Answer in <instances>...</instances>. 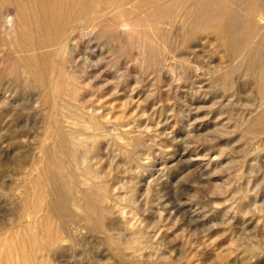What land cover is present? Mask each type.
Wrapping results in <instances>:
<instances>
[{"label": "rangeland", "instance_id": "1", "mask_svg": "<svg viewBox=\"0 0 264 264\" xmlns=\"http://www.w3.org/2000/svg\"><path fill=\"white\" fill-rule=\"evenodd\" d=\"M119 28L91 33L95 57L86 48L74 54L78 64L87 61L94 72L79 97L84 109L91 108L85 113L95 110L104 127L95 154L114 199L106 201L115 222L107 224V235L114 242L70 222L60 230L63 252L47 253L44 263L264 264V133L252 122L261 112L258 80L236 73L226 82L220 71L228 63L219 43L202 37L187 51L175 30L169 36L174 46L148 69L142 50L127 55L122 50ZM0 50L11 62L0 72L14 80L17 49L11 36ZM17 83V95L6 96L10 105L0 97L4 244L22 228L20 218L31 212L32 200L20 189L25 176L17 175L18 164L30 162L25 173L36 177L44 163L41 151L50 142L45 128L57 114L50 102ZM133 136L142 138L146 148L132 156ZM126 155L138 171L132 181L115 167L116 159ZM127 194L134 203L127 202ZM114 244L128 257H119Z\"/></svg>", "mask_w": 264, "mask_h": 264}, {"label": "bare ground", "instance_id": "2", "mask_svg": "<svg viewBox=\"0 0 264 264\" xmlns=\"http://www.w3.org/2000/svg\"><path fill=\"white\" fill-rule=\"evenodd\" d=\"M113 26L120 27L125 54L136 48L142 50L148 69L163 61L164 53L173 45L169 38L174 30L187 51L202 37L216 40L217 47L226 54L228 64L220 71L226 82L236 73L241 78L258 80L261 112L252 122L259 126V133H264V0H0V47L11 36L17 49L12 63L17 77L13 80L0 72L2 103L9 102L6 96L17 95L19 81L38 93L41 101L50 102V108L57 113L48 119L45 128L50 142L41 151L44 163L42 159L34 162L42 163L36 177L25 173L30 162L18 164L17 175L25 176L20 177V189H25L26 197L32 200L31 212L27 210L20 218L22 228L13 232L7 244L1 241L0 264H45L47 253L63 252L60 230L70 222L114 242L107 235V224L115 222L110 217L111 205L106 204L114 199L106 182L108 175L104 176L95 154L104 127L95 110L85 113L91 108L84 109L79 97L81 86L94 72L87 61L78 64L74 59L80 48L95 57L90 49L91 33ZM3 51L0 50V66L11 63ZM130 148L131 155H137L146 148V142L133 136ZM131 155L116 159L115 166L130 181L138 172ZM132 197L129 195L127 202L134 203ZM129 232L132 237L134 232ZM114 247L119 257H128L117 244Z\"/></svg>", "mask_w": 264, "mask_h": 264}]
</instances>
